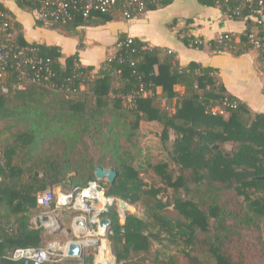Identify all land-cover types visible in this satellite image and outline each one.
I'll list each match as a JSON object with an SVG mask.
<instances>
[{
	"label": "trees",
	"instance_id": "trees-1",
	"mask_svg": "<svg viewBox=\"0 0 264 264\" xmlns=\"http://www.w3.org/2000/svg\"><path fill=\"white\" fill-rule=\"evenodd\" d=\"M15 1L26 10L37 8L27 0ZM199 1L219 7L235 20H244L245 32L254 26L253 8L247 0H223L221 4L216 0ZM172 2L163 0L146 9ZM252 3L257 6V0ZM242 5L244 9L237 16L235 9ZM0 8L11 14L2 2ZM116 11L121 12L116 7L111 13L94 12L91 19L79 16L73 22L49 27L69 31L92 21L106 23ZM38 24L45 25L41 20ZM12 25L18 31L16 42L39 45L41 55L53 59L55 79L66 84L65 90L72 91L28 83L24 90L0 92V136L6 142L0 148L2 264H24L4 259L3 255L17 247H43L52 237L32 224L34 211H40L37 195L66 180L72 188L98 180V165L114 168L119 174L113 184L99 180L107 194L129 204L148 198L147 218L127 214L122 223L118 206L109 213L116 264H138L139 260H132L133 254H142L141 260L145 261L152 253L154 241L162 243L161 248L166 241L184 243L188 264H246L243 231L260 229L264 219V113L251 111L229 94L218 76L212 74L217 72L215 68L196 61L182 66L169 48L151 46L139 38L128 43L129 36L123 33L118 40L123 45L99 69L80 61L76 66L78 54L62 63L60 46L27 43L22 25L14 20ZM181 39L188 46L204 47L196 42L200 38ZM210 45L211 49L222 51L216 40H211ZM249 50L247 47L231 52L241 55ZM17 81V72L9 67L7 83L11 86ZM141 85L152 93L137 98L134 104H126L122 95ZM179 86L184 90H179ZM159 87L162 91H158ZM51 92L58 94L53 96ZM225 98L238 101V105H223ZM217 106L224 113L214 112ZM143 122H159L163 126L161 138L168 151L167 160L152 157L144 165H136L142 152L147 154L142 151ZM90 139L99 148L97 159L90 155ZM227 143L231 148L226 147ZM182 188L187 199L176 196ZM229 190H235L236 201L226 198ZM171 206L178 215L163 213ZM200 235H204L202 242L214 258L212 263L194 250ZM259 240V251L264 257V239ZM103 242L109 243L106 238ZM161 248L152 259L159 264H180L176 256L164 255ZM63 261L79 262L68 258ZM83 263L93 264L94 256H85Z\"/></svg>",
	"mask_w": 264,
	"mask_h": 264
},
{
	"label": "built area",
	"instance_id": "built-area-1",
	"mask_svg": "<svg viewBox=\"0 0 264 264\" xmlns=\"http://www.w3.org/2000/svg\"><path fill=\"white\" fill-rule=\"evenodd\" d=\"M36 5L38 20L50 26L55 23L66 24L73 22L77 17L90 18L94 12L111 13L119 7L123 17L133 19L147 11L148 5L156 4L163 0H27ZM219 4L223 0H216ZM229 0H224L228 2ZM253 8L254 26L248 32L238 34L235 32L222 33L217 38V45L222 51H237L240 48L255 49L264 65V0H257V6L253 7L254 0H247ZM244 6L237 7L235 14L241 15ZM227 18L233 19L232 14H225ZM12 15L0 8V92L9 93L12 90H24L28 83H36L50 90L72 91L66 88V84L55 79L56 72L53 67V59L41 55L39 45L27 44L19 45L16 42L17 32L13 30ZM133 37H128L131 43ZM196 42H199V40ZM201 43V41H200ZM123 42L117 43V48ZM114 54L109 56V59ZM79 60L76 61V66ZM13 67L17 72L18 81L11 86L7 83L8 68ZM217 76V72L212 73ZM65 80V78H64ZM67 80H69L67 78ZM152 90L145 89L144 85L131 90L122 95L126 104H134L139 97H146ZM223 105L237 106L238 101L225 98ZM221 109L214 107V112ZM224 113V110H220ZM0 162L3 158L0 154ZM37 204L40 208L38 217L48 215L50 219L57 221L56 226H49L54 231L62 226L61 217L64 211H70L74 215L71 222V230L74 235L81 234L87 236L88 232H98L101 229L106 231V237L113 234L112 227H102L101 220L109 217V213L114 206H120L118 198L107 194L106 187L98 180H91L85 186H75L69 191L47 189L37 195ZM122 210V209H121ZM121 215V214H120ZM111 219V218H110ZM61 224V226H58ZM54 227V228H53ZM83 240H69L60 243L54 240L46 242L45 246H25L17 247L3 255L4 259L13 261H23L24 264H45L50 261H60L67 259V247L71 242H82ZM100 244V243H99ZM87 246V245H86ZM83 246L82 248H85ZM99 246V245H98ZM59 256V257H58ZM86 256V253H85ZM0 264L2 259L0 258ZM96 262V253L94 263Z\"/></svg>",
	"mask_w": 264,
	"mask_h": 264
},
{
	"label": "crops",
	"instance_id": "crops-1",
	"mask_svg": "<svg viewBox=\"0 0 264 264\" xmlns=\"http://www.w3.org/2000/svg\"><path fill=\"white\" fill-rule=\"evenodd\" d=\"M0 2L10 10L13 20L22 25L21 32L27 43L60 46L62 63L78 54L82 65L99 69L103 61L116 52L119 36L124 33L151 46L171 49L182 66L196 61L204 67L215 68L229 94L240 99L251 111L264 113V65L258 52L251 49L235 55L231 51L211 49L210 41L217 40L222 33L242 34L247 29L244 20L227 18L219 7L205 6L199 0H173L170 5L147 10L133 19H126L116 11L109 22L92 21L62 31L38 24L36 11L21 8L15 0ZM183 36L200 38L196 40L204 47L186 45L181 39ZM178 88L184 90L181 86ZM38 214L35 210L32 217V224L37 228ZM58 215L61 217L63 213Z\"/></svg>",
	"mask_w": 264,
	"mask_h": 264
},
{
	"label": "rangeland",
	"instance_id": "rangeland-1",
	"mask_svg": "<svg viewBox=\"0 0 264 264\" xmlns=\"http://www.w3.org/2000/svg\"><path fill=\"white\" fill-rule=\"evenodd\" d=\"M49 94L56 96L58 93L51 92ZM141 128H142V131L145 133L143 144H142L143 146L142 151H146L147 154L145 155L143 154L144 152H142L136 165L142 166V164L144 165L148 161V159L152 157H156L155 160H167L169 158L168 151H167L165 144L162 142V138H161L163 126L159 122H143ZM172 137H174V133H172ZM5 143H6L5 137L0 136V148ZM89 143H90V155L94 157L95 159H97L99 157V152H100L99 148L92 143L91 139L89 140ZM226 147L231 148V144L227 143ZM104 180L107 181V179H104ZM71 188H72V184L70 183L69 180H66L64 183L60 185L52 187V189L55 191H58V190L69 191ZM176 196L179 199H187L188 194L182 188L176 192ZM226 198L228 200L230 199L231 202L236 201L237 195H236L235 190L227 191ZM146 202H148V198H144L141 201L137 202L136 204H129L126 202L127 203L126 214L123 210H121L119 206L118 210L121 214L120 216H121L122 223H125L127 214L138 216L141 218H147L148 214L146 211ZM163 213L166 215H170L172 217L178 215L177 212L173 209V206H171L168 209L165 208ZM72 214L73 213L70 211L63 212V215L61 216V223L65 228L71 227ZM58 226H61V224H58ZM48 233L52 234V237L48 238L49 240L51 241L54 240L60 243H66L69 240H75V239L86 241L89 237L91 238L95 237L92 235L82 236L81 234H77V235H74L73 233L68 234L66 230H62L59 233H52V232H48ZM109 235L107 237L106 235L102 236L99 239V241L103 242L104 238H106L109 241V243L106 245H109L112 249V241H111L112 239L109 238ZM260 237L264 239V219L260 222V229H252V230L243 231L244 254H245L246 264H264V257H262L259 251L261 248V243L259 240ZM203 238H204V235H200L199 241L196 243L194 250L196 251V254L200 255L205 260H209L212 263L214 262V258L208 251V248L206 247V245L202 242ZM161 246H162V243L158 241H154L152 245V253H151L152 256L150 254V256L146 258L145 261H142L141 258H144L142 254L140 255L133 254L132 260L133 261H135V259L139 260L138 264H159L155 259H152V258L154 257L153 254L156 252L158 248H161ZM161 249L165 253L164 255L169 254V255L176 256L179 259L180 264H188V258L185 252L188 248L185 246L184 243L176 244V243H171L169 241H166L164 247H162ZM85 253H86V256H91V255L95 256V251L93 247L86 246ZM112 253L114 255V264H116V256L113 252V249H112ZM80 263L84 264L83 262H80V261L77 264H80ZM59 264H67V263H65L63 260L62 261L60 260Z\"/></svg>",
	"mask_w": 264,
	"mask_h": 264
},
{
	"label": "water",
	"instance_id": "water-1",
	"mask_svg": "<svg viewBox=\"0 0 264 264\" xmlns=\"http://www.w3.org/2000/svg\"><path fill=\"white\" fill-rule=\"evenodd\" d=\"M95 175H96L97 179H99V180L107 179V181L110 182L111 184H113L117 180V178L119 176L118 172L114 168H105V167L100 166V165L96 166ZM118 201L120 203V208L126 214V212H127V203L125 202V200L123 198H118ZM48 222H50V217L48 215H43L42 217H38L36 219V224H37L38 228L40 230H42V231L52 232V233H59L62 230H66V232L68 234H72L71 228H65L63 225L60 228H58V229H56L54 231H51L49 226H47ZM112 224H113L112 220L110 218H108V217H104L101 220V226L102 227L108 226V227L111 228ZM99 243L100 242L98 240H96L95 242L90 243L87 246L88 247H93L95 253L97 254ZM68 246L69 247H68V250H67V253H66V257L68 259H75V260H79V261L85 260L84 248H81L76 242H71Z\"/></svg>",
	"mask_w": 264,
	"mask_h": 264
},
{
	"label": "bare ground",
	"instance_id": "bare-ground-1",
	"mask_svg": "<svg viewBox=\"0 0 264 264\" xmlns=\"http://www.w3.org/2000/svg\"><path fill=\"white\" fill-rule=\"evenodd\" d=\"M47 224L49 226H56L57 221L54 218H52V219H50V222H48ZM86 234H88L87 236H91L92 235V236H95V237H93V238L89 237L86 241L76 242L81 248L83 246H86V245H88L90 243L95 242L96 240L99 241V239L102 236L106 235V231L103 230V229H101L100 231H98L96 233L86 231ZM99 242H100L99 246L101 245V247L99 249V246H98V252L96 254V262L98 264H114V255L112 253L111 247L109 245L104 244L101 241H99ZM68 247H67V250H68Z\"/></svg>",
	"mask_w": 264,
	"mask_h": 264
}]
</instances>
